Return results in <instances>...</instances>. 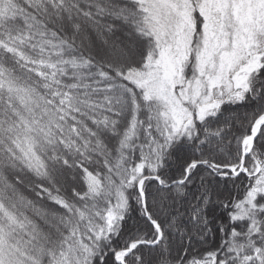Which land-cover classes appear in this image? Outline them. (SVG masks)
<instances>
[{
    "label": "snow or ice",
    "instance_id": "obj_1",
    "mask_svg": "<svg viewBox=\"0 0 264 264\" xmlns=\"http://www.w3.org/2000/svg\"><path fill=\"white\" fill-rule=\"evenodd\" d=\"M0 264H264V0H0Z\"/></svg>",
    "mask_w": 264,
    "mask_h": 264
}]
</instances>
